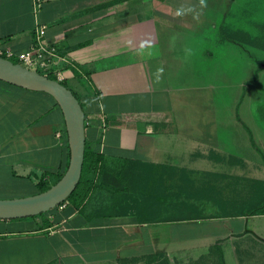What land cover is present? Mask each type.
<instances>
[{"label":"crops","instance_id":"obj_1","mask_svg":"<svg viewBox=\"0 0 264 264\" xmlns=\"http://www.w3.org/2000/svg\"><path fill=\"white\" fill-rule=\"evenodd\" d=\"M34 2L0 0V45L25 52L35 29L45 26L46 43L74 65L62 68L64 83L85 112L92 152L88 186L96 176L107 185L115 163H131L166 169L170 178L180 170L219 175L227 195H238V206L254 190L242 194L237 180L253 179L264 187V163L250 160V165L237 151L242 137L251 142L248 132L235 114L219 108L215 95L207 100L200 85L194 90L197 67L180 59L194 62L192 30H215L219 15L233 2L208 1L212 15L199 8V0H40L37 12ZM181 7L195 12L177 17ZM262 58L250 55L245 62L255 69L256 59L264 64ZM159 68L163 73L157 80ZM257 103H264V95ZM262 105L245 110V116L252 118L253 138L258 133L264 147ZM226 116L230 126L224 124ZM63 129L64 116L52 96L0 81V182L30 190L29 196L40 193L41 180L56 182L70 161L68 140L56 135ZM86 189L78 192L77 203L34 218L0 220V264H158L161 259L164 264H228V257L233 264H264V203L253 208L255 213L152 222L108 214V199Z\"/></svg>","mask_w":264,"mask_h":264},{"label":"rangeland","instance_id":"obj_2","mask_svg":"<svg viewBox=\"0 0 264 264\" xmlns=\"http://www.w3.org/2000/svg\"><path fill=\"white\" fill-rule=\"evenodd\" d=\"M208 1L211 0H207V3ZM230 2H233V5L230 4L227 9L225 8V14L220 12L218 27L216 26L215 30L210 28L201 32L197 28L192 30L194 62L191 57L180 59L189 61L191 69L197 67L192 75L195 81L194 90L200 85L201 93L207 100L215 95L220 102L219 108L228 115L235 114L240 128L248 132L246 136L251 142H245L242 137L241 144L237 147L238 153H241L240 157L250 165H253L250 160L261 165L264 163V147L257 140L258 133H256L257 142L253 138L249 125V122L252 123V118L250 120L245 116V110L256 107L260 110L259 105L264 104H255L256 100H262L264 95V68H262L264 64H260L262 61L256 59L257 64L253 69L245 60L250 58V55L255 58L264 56V29L263 25H260L264 24V0H230ZM202 10H207L209 14L212 12L210 7ZM233 41H236L237 45ZM262 59L264 61V58ZM239 96L243 101L242 114H240ZM262 107L264 108V105ZM224 124L231 125L228 116ZM254 127L257 129V124ZM252 149L254 153L250 154L249 151ZM194 161L193 166L196 165ZM233 163L229 161L228 165H237ZM115 165L112 166L113 173L105 176L107 185L97 176L89 186L84 177L80 185V189L86 186V191L90 189V192H98L99 200L108 199V214H133L144 221L161 222L173 217H183L187 213L203 217L255 213L257 210L253 208L264 203V187L258 188V183L253 179L242 178L235 182L237 190L242 194L254 190L253 195L242 199L238 206L234 200L238 195H227L226 188L221 186L225 179L219 175L191 174L180 170L170 178L168 170L163 168L131 165V163H115ZM55 184L54 181L52 185ZM30 194V190L26 192L11 184L0 182V200L23 198ZM76 198L78 193L69 203ZM233 203L235 206L230 205ZM246 255L239 254L238 257ZM151 262L148 260V263ZM164 262L165 260L161 259L158 264ZM227 263L233 264L229 257Z\"/></svg>","mask_w":264,"mask_h":264},{"label":"water","instance_id":"obj_3","mask_svg":"<svg viewBox=\"0 0 264 264\" xmlns=\"http://www.w3.org/2000/svg\"><path fill=\"white\" fill-rule=\"evenodd\" d=\"M0 81L52 96L61 109L70 149V161L63 177L45 192L0 200V220L40 216L61 206L74 193L83 172L86 150L85 112L75 94L64 84L0 57Z\"/></svg>","mask_w":264,"mask_h":264},{"label":"built area","instance_id":"obj_4","mask_svg":"<svg viewBox=\"0 0 264 264\" xmlns=\"http://www.w3.org/2000/svg\"><path fill=\"white\" fill-rule=\"evenodd\" d=\"M40 6V0H35L34 12H37ZM45 37L46 27L39 26L35 29L34 41L27 51L16 54L0 45V57L10 61H16L31 71L38 72L49 78L53 77L54 80L62 83L66 79L62 66L66 64L72 69L74 65L61 54L57 46L47 44ZM56 135L58 138L68 140L66 129L61 130V132L58 131Z\"/></svg>","mask_w":264,"mask_h":264},{"label":"trees","instance_id":"obj_5","mask_svg":"<svg viewBox=\"0 0 264 264\" xmlns=\"http://www.w3.org/2000/svg\"><path fill=\"white\" fill-rule=\"evenodd\" d=\"M14 62V61H13ZM16 63V62H14ZM51 79H54L53 77H50ZM62 84H64L66 86V84L64 82H62ZM67 142V141H66ZM92 155V152L89 150V148H87V145H86V150H85V160H84V164H83V172H82V177L80 179V182H79V185L77 186L76 190L74 191V193L65 201L66 202H69L71 201V199H73V197L76 195L77 197V193L78 191H80V185L85 177V173H86V164L89 160V157ZM67 170V169H66ZM66 172V171H65ZM65 172L63 174H61L59 176V178L56 180L55 183H57L62 177L63 175L65 174ZM53 186V185H50L49 183H47V180H41V182L39 183V192L42 193V192H45L47 191L48 189H50V187ZM77 200V201H76ZM76 200H72V203H77L78 202V198H76ZM63 203V204H65ZM62 204V205H63ZM37 217V216H36ZM34 218V217H32ZM202 219L201 216H198V215H194L193 213H187L185 214L183 217H173L172 219L168 220V221H161V222H169V221H188V220H197V219ZM160 222V221H159Z\"/></svg>","mask_w":264,"mask_h":264},{"label":"clouds","instance_id":"obj_6","mask_svg":"<svg viewBox=\"0 0 264 264\" xmlns=\"http://www.w3.org/2000/svg\"><path fill=\"white\" fill-rule=\"evenodd\" d=\"M207 7V0H199V8L203 9ZM195 12V8L194 7H188V8H184L181 7L179 9H177L176 11V16L177 17H183L184 15H187L188 13H193ZM199 15V13H196V15H194V19L197 18ZM163 73V68H159L157 69V80H159L160 75Z\"/></svg>","mask_w":264,"mask_h":264}]
</instances>
